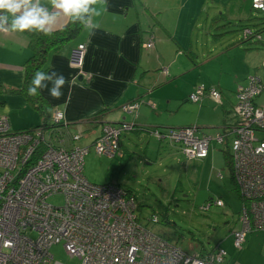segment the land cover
I'll use <instances>...</instances> for the list:
<instances>
[{
  "label": "built area",
  "instance_id": "1",
  "mask_svg": "<svg viewBox=\"0 0 264 264\" xmlns=\"http://www.w3.org/2000/svg\"><path fill=\"white\" fill-rule=\"evenodd\" d=\"M251 2L255 11L264 12V0ZM243 33L245 39L262 41L259 32L245 28ZM86 49L80 43L70 54V65L80 74ZM263 91L262 79L249 76L236 93V122L214 137L198 136L197 127L153 131L157 139L179 146L187 160H203L215 142L229 150L232 177L242 202L238 218L242 228L233 233L238 251L244 249L248 235L264 233V108L257 104ZM207 94L221 103L222 92L202 84L189 101L202 103ZM138 106L131 103L125 110L135 111ZM64 117L55 112V127L49 130L13 132L8 117L0 113V264H60L50 252L60 243L81 264L226 262L228 252L220 246L209 253L190 255L145 226L137 214V200L121 186L90 183L84 166L91 147L75 145L80 135L65 138L61 133ZM133 129L126 122L104 125L93 143L95 152L115 157L122 135ZM68 142H72L71 148ZM58 195L64 198L62 206L49 202ZM215 204L225 206L222 200ZM148 222L155 225L160 221L153 216Z\"/></svg>",
  "mask_w": 264,
  "mask_h": 264
},
{
  "label": "crops",
  "instance_id": "2",
  "mask_svg": "<svg viewBox=\"0 0 264 264\" xmlns=\"http://www.w3.org/2000/svg\"><path fill=\"white\" fill-rule=\"evenodd\" d=\"M209 1L98 0L94 7L101 14L93 18L97 26L94 34L84 28L75 40L58 51L49 52L45 63V71L62 72L69 77L72 85L71 88L66 86L63 89L64 95L60 99H54L47 90L41 93L51 115L58 111L64 114L65 124L61 126V133L65 137L78 133L82 135L103 128L106 124L126 122L133 125L134 129L125 134L136 133L139 138L147 134L146 138L152 139L156 129L190 127L187 123H174V114L178 112L181 102H191L188 97L200 84L196 81L195 85L192 83L181 88L177 82L197 67L192 50L200 23L191 21L196 9L199 14L196 21L203 16L204 7ZM41 3L51 10V0H41ZM249 3L250 0H234L230 6L224 5L226 11L230 10V13H225L228 24L233 20L248 21ZM170 14L171 18L168 19ZM225 14L219 17L224 18ZM219 17L212 19L211 27L221 23L217 22ZM69 20L70 17L61 15L54 31L66 26ZM80 43L87 48L81 74L70 65L71 50ZM149 43L153 44L151 48L145 46ZM32 55L28 34L0 31V113L8 117L13 132L39 129L43 123L41 113L26 97L11 93V90L23 86L25 64ZM208 97L212 98L207 94ZM136 102L139 106L135 111L125 110L127 105ZM227 125L231 124L225 123L224 126ZM153 140L160 149L154 146L153 151L149 152L151 155L161 153L164 145L170 144L156 137ZM123 147L121 140L120 152ZM212 149H215L214 146L210 147L208 156L203 160H187L185 157L188 170L194 168L197 174L200 168L212 166L213 171L218 170V176L223 180L218 156ZM221 152L226 162L224 151ZM228 168L232 179L231 169ZM210 182H213L212 179ZM252 242L253 238L248 247H252ZM224 249L228 252L224 264H242L230 261V249L227 246ZM244 249L237 251L242 252Z\"/></svg>",
  "mask_w": 264,
  "mask_h": 264
},
{
  "label": "rangeland",
  "instance_id": "3",
  "mask_svg": "<svg viewBox=\"0 0 264 264\" xmlns=\"http://www.w3.org/2000/svg\"><path fill=\"white\" fill-rule=\"evenodd\" d=\"M228 2L210 0L198 21L199 14L195 10L191 22L200 23L192 50L197 67L192 68L193 71L177 82L184 88L192 83L195 85L198 81L208 89H216L223 94L221 103L205 96L202 104L181 102L178 106L174 123L200 127L198 136L205 134L214 137L216 133L223 131L225 123L232 125L236 122V93L240 86L247 84L249 76L257 75L264 83V12L253 10L252 3H249L250 21L233 20L228 24L225 13H230V10L226 11L225 6H230L234 0ZM220 14H225V17H219ZM217 17V22L221 23L211 27V22ZM244 28L251 29L253 33L258 31L261 34L258 38L262 42L254 37V44L242 43L245 39ZM168 90L166 88V92ZM257 104L264 108V91ZM102 133V127L92 133H78L82 137L76 142V146L91 147L84 166V176L90 183L102 186L119 184L131 188L137 202L143 205L141 212L138 211L142 223H149L148 226L155 233L190 255H199L223 244V248L227 246L230 249V261L233 260V263L239 261L242 264H264L263 232L248 235L244 251L238 252L233 247V233L242 228L238 220L242 202L230 178L228 165L224 162L221 152L226 150L224 146L216 142L212 145L221 165V180L218 170L213 171L212 166L200 168L197 174L194 168L189 171L185 155L179 146L165 144L161 153L149 154L154 146L157 150L160 149L153 140L155 134L152 139H147L146 133L142 138L136 133H124L121 138L124 145L122 152L115 157L99 155L95 152L93 143ZM72 145L71 142L68 147L71 148ZM217 200H222L225 206H217ZM49 202L62 206L64 198L61 195L53 196ZM153 216H157L160 222L155 225L148 222ZM251 238L252 247H248ZM50 252L60 264H81L78 258L67 253L63 243L52 246ZM243 254L245 255L239 258Z\"/></svg>",
  "mask_w": 264,
  "mask_h": 264
},
{
  "label": "clouds",
  "instance_id": "4",
  "mask_svg": "<svg viewBox=\"0 0 264 264\" xmlns=\"http://www.w3.org/2000/svg\"><path fill=\"white\" fill-rule=\"evenodd\" d=\"M98 0H51V10L41 0H0V31L38 32L53 34L61 15L72 18L94 34L97 27L94 16L101 14L94 5ZM71 81L62 72L37 70L28 87V95L37 96L47 90L54 99H60Z\"/></svg>",
  "mask_w": 264,
  "mask_h": 264
},
{
  "label": "trees",
  "instance_id": "5",
  "mask_svg": "<svg viewBox=\"0 0 264 264\" xmlns=\"http://www.w3.org/2000/svg\"><path fill=\"white\" fill-rule=\"evenodd\" d=\"M251 1L252 0H250V3H252ZM235 3L237 4V1H235ZM238 3H239V1H238ZM249 9H250V6H249ZM252 9H253V7H252ZM249 12H250V10H249ZM249 18H250V13H249ZM248 21H250V19H248ZM83 29H84V27L82 25H80L78 22H73L72 18H70V20L66 26H64L63 28H61L59 30L54 31L53 34L50 36H45L44 34L38 33L35 31H32V32L26 31L25 32L30 37V47L33 50V55L28 60V62L25 64V79H24L23 86L19 89L11 90V93L23 95L24 97H26V99L31 104H33V106H35L39 110V112L41 113V116L43 118V123L39 127V129H44V130L52 129L55 127V125H54L55 123L52 122V115H51L50 109L48 108L47 103H46L45 99L42 97V95L41 94L37 95V96L28 95L27 90H28V87L31 83L32 77L34 76V74L37 70H45V63H46L47 56H48L49 52L58 51L61 48H63L66 44L75 40L81 34ZM254 33H256V32H254ZM251 39L252 38L244 39V41H242V43L246 42V43L251 44L252 43ZM260 42H262V41L260 40ZM94 119H98V118L95 117ZM93 123L97 124L96 122H93ZM227 126H229V125H227ZM224 127L225 126H223L222 129ZM169 129H177V128H169ZM157 130H162V129H157ZM162 131H165V130H162ZM159 141H165V140H159ZM168 143H170V142H168ZM120 148H121V145H120ZM223 151L225 154V159H226L227 165L230 167L231 172H233V168H232V162L233 161H232L231 155L229 153V150L226 149ZM232 181L235 184L233 177H232ZM119 186H121L123 189H125L130 196H132L136 199L135 192L131 188H126V187H123L122 185H119ZM235 186H236V184H235ZM236 189H237V187H236ZM239 198H240V194H239ZM137 204H138V211L141 212V209L143 206L139 203H137ZM137 214H138V212H137ZM139 218H140V216H139ZM148 224L149 223L144 224V225L148 227Z\"/></svg>",
  "mask_w": 264,
  "mask_h": 264
}]
</instances>
